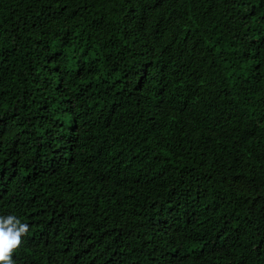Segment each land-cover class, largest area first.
<instances>
[{"label":"trees","instance_id":"16d2710c","mask_svg":"<svg viewBox=\"0 0 264 264\" xmlns=\"http://www.w3.org/2000/svg\"><path fill=\"white\" fill-rule=\"evenodd\" d=\"M15 264H264V0H0V216Z\"/></svg>","mask_w":264,"mask_h":264},{"label":"clouds","instance_id":"9594fccd","mask_svg":"<svg viewBox=\"0 0 264 264\" xmlns=\"http://www.w3.org/2000/svg\"><path fill=\"white\" fill-rule=\"evenodd\" d=\"M29 225L13 216H0V264H15L12 253L19 248Z\"/></svg>","mask_w":264,"mask_h":264}]
</instances>
